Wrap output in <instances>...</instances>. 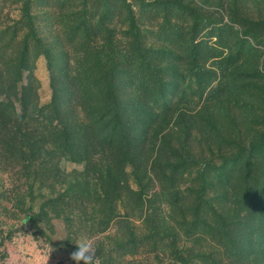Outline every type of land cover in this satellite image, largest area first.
Here are the masks:
<instances>
[{
  "label": "trees",
  "instance_id": "trees-1",
  "mask_svg": "<svg viewBox=\"0 0 264 264\" xmlns=\"http://www.w3.org/2000/svg\"><path fill=\"white\" fill-rule=\"evenodd\" d=\"M34 1L22 0L21 27L0 35V168L34 160L41 161L42 171L63 159L95 166L110 217L123 198L138 202L154 183L171 221H153L144 235L129 226L120 248L142 247L141 238L151 253L167 251L170 264H264V140L239 146L219 162L202 159L195 188L183 189L179 182L192 173L183 145L160 144L157 156L167 151V160L149 164L147 152L160 133L152 129L174 112L167 99L179 96L185 65L191 82L201 72L197 51L204 43L196 40L213 29L203 22L204 10L186 0H53L61 13L82 10L65 16L56 54L37 30ZM181 15L188 19L185 26L173 25L181 48L145 45L143 32L163 34L158 21ZM176 53L187 57L175 63L181 60ZM43 54L52 68V98L46 104L40 103L34 74ZM101 159L107 163L97 166ZM134 249L125 255H134Z\"/></svg>",
  "mask_w": 264,
  "mask_h": 264
},
{
  "label": "rangeland",
  "instance_id": "rangeland-1",
  "mask_svg": "<svg viewBox=\"0 0 264 264\" xmlns=\"http://www.w3.org/2000/svg\"><path fill=\"white\" fill-rule=\"evenodd\" d=\"M191 1L204 10L203 22L213 25L196 40L204 43L197 51L201 72L191 82L185 65L186 79L179 96L167 99L174 103V112L156 122L152 134L160 132L158 142L147 152L151 165L167 160V151L161 159L157 156L160 144L165 148L183 145L184 158L192 167L191 175L179 180L183 189L198 186L195 170L202 159L218 161L237 153L239 146L264 140V0H186ZM53 2L35 0L33 13L43 44L58 54L65 16H79L82 10L61 13L52 7ZM22 4V0H0V35L21 27ZM168 19L167 23L158 21L164 25L163 34L143 32L146 46L181 48L173 25L185 26L188 19L184 15ZM176 55L181 57L175 59L179 64L187 57L186 53ZM34 74L40 103L46 104L52 98V68L46 55L36 59ZM96 163L103 166L107 162ZM39 165L41 161L33 160L0 168V264H76L71 253L84 237L93 240L95 264H161V259L162 264H170L168 252L151 253L147 240H138L144 243L142 247H119L129 226L144 235L153 221H171L172 212L154 183L147 184L138 202L130 196L123 198L110 217L100 197V169L67 159L42 171ZM129 180L133 186L134 179ZM188 245L193 243L188 241ZM132 246H136L134 255H125Z\"/></svg>",
  "mask_w": 264,
  "mask_h": 264
},
{
  "label": "clouds",
  "instance_id": "clouds-1",
  "mask_svg": "<svg viewBox=\"0 0 264 264\" xmlns=\"http://www.w3.org/2000/svg\"><path fill=\"white\" fill-rule=\"evenodd\" d=\"M25 222L26 218L24 219L23 223ZM75 244L77 248L71 253V257L76 262V264H79L80 261H83V264H95L96 254L92 238L84 237Z\"/></svg>",
  "mask_w": 264,
  "mask_h": 264
}]
</instances>
